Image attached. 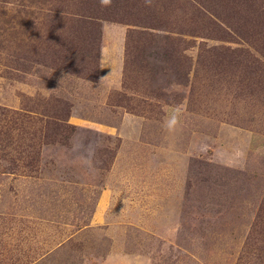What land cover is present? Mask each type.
<instances>
[{"label":"rangeland","instance_id":"obj_1","mask_svg":"<svg viewBox=\"0 0 264 264\" xmlns=\"http://www.w3.org/2000/svg\"><path fill=\"white\" fill-rule=\"evenodd\" d=\"M0 264H264V0H0Z\"/></svg>","mask_w":264,"mask_h":264},{"label":"clouds","instance_id":"obj_2","mask_svg":"<svg viewBox=\"0 0 264 264\" xmlns=\"http://www.w3.org/2000/svg\"><path fill=\"white\" fill-rule=\"evenodd\" d=\"M99 3L102 7H108L111 5L112 0H99ZM176 123V116L174 115L171 120L169 121V128L171 129V127Z\"/></svg>","mask_w":264,"mask_h":264},{"label":"trees","instance_id":"obj_3","mask_svg":"<svg viewBox=\"0 0 264 264\" xmlns=\"http://www.w3.org/2000/svg\"><path fill=\"white\" fill-rule=\"evenodd\" d=\"M83 10H85V12H88V13L91 12L90 9H83ZM84 16L86 17V15H84ZM97 33H98V32H97ZM97 33H96V35H97ZM80 68H81L82 70H86V69H87V67H86L85 64L81 65ZM75 70H76V69H75ZM76 73H79V72L76 70Z\"/></svg>","mask_w":264,"mask_h":264}]
</instances>
